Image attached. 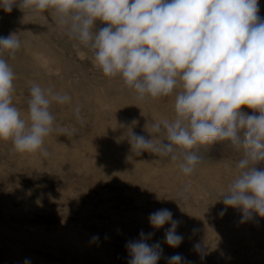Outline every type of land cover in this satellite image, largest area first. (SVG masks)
<instances>
[{"label":"rangeland","instance_id":"obj_1","mask_svg":"<svg viewBox=\"0 0 264 264\" xmlns=\"http://www.w3.org/2000/svg\"><path fill=\"white\" fill-rule=\"evenodd\" d=\"M259 8L264 19V0ZM103 26L97 21L95 30ZM10 33L22 47L14 58L2 54L16 74L13 103L22 117L33 81L68 93L72 103L52 106L56 130L44 142L49 156L18 153L11 140H0V264L26 258L31 264H128L125 245L141 231L154 233L147 242L163 248L157 264L177 253L190 264H264V217L253 213L241 223L242 211L232 207L219 215L222 195L238 175L239 151L227 142L200 146L204 163L187 177L167 157L135 155L131 129L150 139L152 123L175 118L174 95L138 102L122 80L102 75L52 10L0 8V36ZM163 208L181 221L177 248L164 240L170 223L159 229L149 223Z\"/></svg>","mask_w":264,"mask_h":264},{"label":"clouds","instance_id":"obj_2","mask_svg":"<svg viewBox=\"0 0 264 264\" xmlns=\"http://www.w3.org/2000/svg\"><path fill=\"white\" fill-rule=\"evenodd\" d=\"M52 10L69 39L92 53L94 65L107 78H119L138 102L175 96V118L151 125L150 139L132 131L135 155L167 157L184 176H191L205 157L203 145L227 142L239 151L236 178L222 195L225 209L242 211L241 223L264 217V19L259 0H0L11 12ZM104 26L95 30L96 22ZM22 41L16 33L0 36V140H11L18 153L47 157L45 138L56 129L53 105H70L72 97L33 81L27 117L13 103L16 74L3 52L14 58ZM244 108L252 110L249 114ZM74 115L83 123L81 106ZM135 124V121H133ZM68 133V130H64ZM153 228L170 223L165 243L177 248L181 221L163 208L149 215ZM193 233L197 229L192 230ZM154 233L140 232L125 247L128 264H157L163 254ZM92 240L98 241V236ZM194 250L202 251L199 244ZM24 264H31L26 258ZM167 264H190L181 254Z\"/></svg>","mask_w":264,"mask_h":264},{"label":"bare ground","instance_id":"obj_3","mask_svg":"<svg viewBox=\"0 0 264 264\" xmlns=\"http://www.w3.org/2000/svg\"><path fill=\"white\" fill-rule=\"evenodd\" d=\"M30 48V47H29Z\"/></svg>","mask_w":264,"mask_h":264}]
</instances>
